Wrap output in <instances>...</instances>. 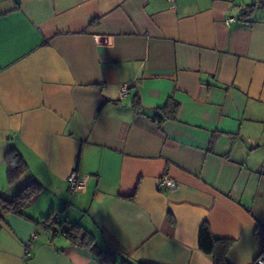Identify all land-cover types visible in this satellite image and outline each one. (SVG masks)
I'll use <instances>...</instances> for the list:
<instances>
[{
	"label": "crops",
	"instance_id": "crops-1",
	"mask_svg": "<svg viewBox=\"0 0 264 264\" xmlns=\"http://www.w3.org/2000/svg\"><path fill=\"white\" fill-rule=\"evenodd\" d=\"M256 2L0 0V200L42 186L22 215L0 221V264H105L45 232L39 222L52 213L98 250L147 264H213L198 249L206 221L233 241L230 264L254 263L264 228V8L237 14ZM170 97L177 120L158 124L155 108ZM11 149L27 166L12 182ZM72 171L86 178L81 192L68 190ZM164 174L174 190L159 186Z\"/></svg>",
	"mask_w": 264,
	"mask_h": 264
},
{
	"label": "trees",
	"instance_id": "trees-1",
	"mask_svg": "<svg viewBox=\"0 0 264 264\" xmlns=\"http://www.w3.org/2000/svg\"><path fill=\"white\" fill-rule=\"evenodd\" d=\"M257 7L264 8V0H257L255 4L241 8L239 15L240 18L249 15ZM134 102V109L139 112L141 110V105L137 100ZM178 109L179 104L172 97H170L163 107L155 108L156 114L154 118L158 124L166 121L175 122L177 120ZM5 162L7 165V178L10 182L19 177L27 169L26 163L20 154H18L14 149H11L6 154ZM41 190L42 186L38 182L34 181L20 190L10 200H0V221L6 214L9 213L22 215L24 208L30 204L32 198ZM133 198V195L128 197L130 200H133ZM63 236L67 237L74 245H85L91 251L96 252L97 256L105 264H147L142 262H132L110 250H98L89 235L78 225L70 224L69 231ZM254 236L256 241L260 244L262 251H264V228L259 226L256 229ZM232 245V240L216 237L212 233L209 224L206 221L202 222L198 229V249L205 256H207L213 264H230L227 260V253ZM118 258L120 260L119 263Z\"/></svg>",
	"mask_w": 264,
	"mask_h": 264
},
{
	"label": "built area",
	"instance_id": "built-area-1",
	"mask_svg": "<svg viewBox=\"0 0 264 264\" xmlns=\"http://www.w3.org/2000/svg\"><path fill=\"white\" fill-rule=\"evenodd\" d=\"M168 2H172V0H168ZM240 10L238 11L237 17H240ZM235 21V18H229L227 20L228 23H232ZM108 38L99 36L96 37V41L99 44H106ZM129 87L127 85L120 86L118 90L119 99L123 100L128 96ZM66 182L68 184V190L71 193L81 192L85 188V177H80L75 171H72L67 177ZM160 187H163L167 190H174L176 188V183L169 176L164 174L158 181ZM39 226L47 232L51 237H55L57 235H64L70 229V224L66 222H62L59 218L58 214H52L49 218L42 220L39 222ZM38 238L37 233H32L29 240L24 245V257L28 258L31 255V251L33 249V242ZM253 264H264V251H261L260 254L256 257Z\"/></svg>",
	"mask_w": 264,
	"mask_h": 264
}]
</instances>
